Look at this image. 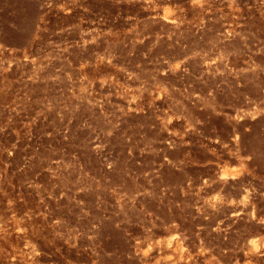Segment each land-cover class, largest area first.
Here are the masks:
<instances>
[{
    "label": "rangeland",
    "instance_id": "obj_1",
    "mask_svg": "<svg viewBox=\"0 0 264 264\" xmlns=\"http://www.w3.org/2000/svg\"><path fill=\"white\" fill-rule=\"evenodd\" d=\"M0 264H264V0H0Z\"/></svg>",
    "mask_w": 264,
    "mask_h": 264
}]
</instances>
